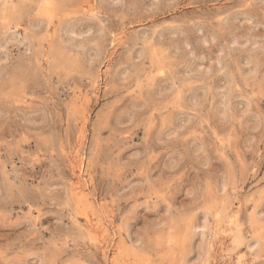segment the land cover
<instances>
[{
	"label": "rangeland",
	"instance_id": "374dc122",
	"mask_svg": "<svg viewBox=\"0 0 264 264\" xmlns=\"http://www.w3.org/2000/svg\"><path fill=\"white\" fill-rule=\"evenodd\" d=\"M0 264H264V0H0Z\"/></svg>",
	"mask_w": 264,
	"mask_h": 264
},
{
	"label": "bare ground",
	"instance_id": "6f19581e",
	"mask_svg": "<svg viewBox=\"0 0 264 264\" xmlns=\"http://www.w3.org/2000/svg\"><path fill=\"white\" fill-rule=\"evenodd\" d=\"M81 167V166H80ZM97 225V224H96ZM87 228V227H86ZM95 230V229H94ZM97 231V230H96ZM98 232H99V230H98ZM97 233V232H96Z\"/></svg>",
	"mask_w": 264,
	"mask_h": 264
}]
</instances>
